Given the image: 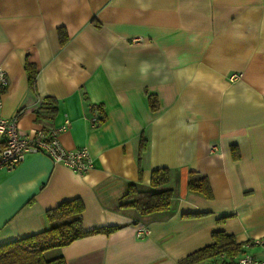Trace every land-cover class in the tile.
I'll return each mask as SVG.
<instances>
[{"label": "crops", "instance_id": "1", "mask_svg": "<svg viewBox=\"0 0 264 264\" xmlns=\"http://www.w3.org/2000/svg\"><path fill=\"white\" fill-rule=\"evenodd\" d=\"M0 67L2 115L17 113L23 134L60 127L63 145L92 159L83 174L39 151L0 168V244L46 229L49 208L79 197L84 230L117 228L53 248L64 264H179L219 230L240 250L194 264L264 259V244L243 246L264 239V0H0ZM157 167L171 172L170 207H119ZM189 170L211 198L187 188Z\"/></svg>", "mask_w": 264, "mask_h": 264}, {"label": "trees", "instance_id": "2", "mask_svg": "<svg viewBox=\"0 0 264 264\" xmlns=\"http://www.w3.org/2000/svg\"><path fill=\"white\" fill-rule=\"evenodd\" d=\"M60 42L66 38L63 28H59ZM27 81L30 87L34 84L36 68L33 63L25 62ZM149 107L157 108V101L148 96ZM100 111V107H97ZM55 111V107L51 108ZM101 120L103 116L99 117ZM146 140L142 138L138 151L140 160L145 150ZM170 169L157 167L151 170L149 185L150 189L138 191L134 185L129 186L128 191L119 202V207L134 208L139 214L165 211L170 207L173 196L172 188L169 186ZM187 188L197 192L205 198H211V186L206 175L198 171L189 170L186 180ZM84 205L79 197H73L60 201L54 207L46 211V219L49 226L41 231L20 237L0 244V264H64L62 256L46 258L44 253L50 249L65 246L75 239L86 235L104 232L110 233L117 226H102L90 230L82 227V212ZM194 213H185L182 216H193ZM212 241L198 249L188 253L179 260V264H194L203 261L217 262L221 256L229 261L240 250V244L233 236L225 231H213ZM220 262H223L220 260Z\"/></svg>", "mask_w": 264, "mask_h": 264}, {"label": "built area", "instance_id": "3", "mask_svg": "<svg viewBox=\"0 0 264 264\" xmlns=\"http://www.w3.org/2000/svg\"><path fill=\"white\" fill-rule=\"evenodd\" d=\"M8 85V77L0 67V168L11 169L20 162L27 152H42L55 163L63 164L78 174L86 173L92 166V159L85 147L69 149L59 139L60 127H40L31 134L20 133L17 126L18 114L8 118L2 115L1 95ZM93 124L99 122L96 117L91 118ZM149 233L146 226L135 230L137 237ZM262 243L264 239H255L244 243ZM232 264H264V259H259L248 253L240 255Z\"/></svg>", "mask_w": 264, "mask_h": 264}, {"label": "rangeland", "instance_id": "4", "mask_svg": "<svg viewBox=\"0 0 264 264\" xmlns=\"http://www.w3.org/2000/svg\"><path fill=\"white\" fill-rule=\"evenodd\" d=\"M53 251H55V249H51V250L45 252V257L46 258L52 257L54 255V252Z\"/></svg>", "mask_w": 264, "mask_h": 264}]
</instances>
